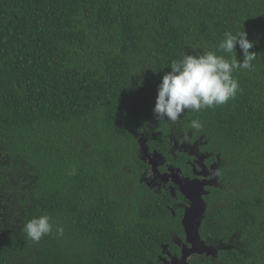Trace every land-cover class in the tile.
<instances>
[{
	"label": "trees",
	"instance_id": "16d2710c",
	"mask_svg": "<svg viewBox=\"0 0 264 264\" xmlns=\"http://www.w3.org/2000/svg\"><path fill=\"white\" fill-rule=\"evenodd\" d=\"M229 31L246 32L257 54L234 73L235 99L159 122L171 62L216 49ZM144 133L149 152L185 175L190 157L175 159L172 138H203L208 164L220 156L200 233L232 248L191 264H264V0H0V213L10 215L0 223L21 229L1 244L0 264L29 252L32 264H144L156 247L164 264L163 245L180 253L182 209L174 215L170 193L156 202L141 182ZM41 215L54 231L35 243L23 228Z\"/></svg>",
	"mask_w": 264,
	"mask_h": 264
},
{
	"label": "clouds",
	"instance_id": "9594fccd",
	"mask_svg": "<svg viewBox=\"0 0 264 264\" xmlns=\"http://www.w3.org/2000/svg\"><path fill=\"white\" fill-rule=\"evenodd\" d=\"M243 53V61L237 59L236 47ZM253 43L247 33L239 31L224 34L214 50L201 53L184 54L180 59L173 60L170 72H167L158 86V96L153 109L154 116L160 122L176 123L185 111L199 112L202 109L224 105L235 99L240 85L234 73L239 70H252L257 54L250 51ZM221 53V54H217ZM190 127L202 131L203 125L192 120ZM189 137L185 136V140ZM75 169H73V173ZM54 225L51 217L41 215L30 219L23 228L28 239L39 243L48 235H52ZM63 227L56 225L55 233L63 235Z\"/></svg>",
	"mask_w": 264,
	"mask_h": 264
},
{
	"label": "flooded vegetation",
	"instance_id": "af4514ba",
	"mask_svg": "<svg viewBox=\"0 0 264 264\" xmlns=\"http://www.w3.org/2000/svg\"><path fill=\"white\" fill-rule=\"evenodd\" d=\"M143 136L145 139H147V141L149 142V136L150 133H144L141 135V137H139V144L141 145V140L143 139ZM157 136V132H155V130L153 129V131L151 132V137ZM185 135L182 137V139L180 137H178V139H173V146H172V153L175 155V159L177 160V153H185L187 154L190 159L188 160V164L191 166L192 168V174L190 175H185L183 170L180 167H176L173 164H170L167 162L166 158L164 157L163 162L160 164L159 166V171L161 174H164L166 172L169 171L170 167H174V168H179L181 169L182 173H183V178H187L190 180H200V181H205V180H209L211 177L208 176H204L202 174H200L201 172H205L208 173L210 172V170L212 168H215V170L217 172H219V176H220V168H221V159L220 156H217V161L208 164V161L211 157V153L208 152H202V147L204 145H207L208 142H203V138H201L199 141L197 142H191L189 139L185 140ZM191 137V135L189 136ZM147 147L148 149V153L152 154L156 151L153 152H149V147L148 144L145 146V148ZM141 156L142 159L150 166V170L147 171L144 175L141 176V182L145 183V185L153 191L156 202H157V194L161 193L162 191H167L170 193V195L173 198V207L170 208V210H172L173 214L176 215L175 209L174 208H178V209H182L183 214L181 217V225L183 227V216L185 213L186 208L189 205L188 200L185 198V196H183V194L180 192V186L174 184L173 182L169 181H163L160 176L161 174H157L153 172L152 166L148 163V156L145 155L143 152H141ZM201 156H204V159H201ZM200 159V160H199ZM203 165H205L206 167L204 168ZM219 181V180H218ZM219 183V182H218ZM220 183L218 186L219 187ZM216 187H209L206 186L205 187V194L203 195L204 201L207 203V210H208V202L206 201V197H208L210 195V189L212 188H216ZM179 194L182 195V200H180ZM4 210V207L0 206V210ZM10 215H5V214H1L0 213V218L1 217H9ZM206 216V214H205ZM184 229V227H183ZM185 232V230H184ZM19 233H21V229L19 228V225L16 222H11V223H0V246L1 244L4 245L6 240H8L10 238V236H17L19 235ZM155 245L157 246V236L155 237ZM179 247L180 249V253H171L169 251V249H163L164 250V255L165 256H161L159 257L160 261L163 262L164 264H166L164 262V259L166 260H171L172 257L177 256V257H181L182 255V249L180 246V242H186V235L184 236V238L181 237H174L173 240ZM204 241V240H203ZM164 246V245H163ZM162 246V247H163ZM212 246V245H209ZM213 247H215L213 245ZM217 248V247H216ZM211 257V256H206V255H193L190 259H189V264H191V261L193 259H195L196 257ZM9 259L14 260L17 262V264H32V257L30 252L26 253V255L22 256L20 254H14L12 256H7ZM211 258H217V257H211ZM115 260V259H114ZM116 261V260H115ZM16 264V263H14ZM100 264H121L120 262L116 261H112V262H106V263H100ZM128 264H132V263H128ZM144 264H157V247L155 248V250L152 252V256H150Z\"/></svg>",
	"mask_w": 264,
	"mask_h": 264
},
{
	"label": "water",
	"instance_id": "95a60500",
	"mask_svg": "<svg viewBox=\"0 0 264 264\" xmlns=\"http://www.w3.org/2000/svg\"><path fill=\"white\" fill-rule=\"evenodd\" d=\"M141 142V150L148 156L147 161L152 166L153 172L161 174L159 166L163 162L164 156L157 152L149 154L147 147L145 148L148 144L147 139L143 137ZM201 159H204V156H201ZM203 167L205 168L206 166L203 165ZM200 174L206 177L210 176L211 178L205 181L183 178L181 169L174 167H170L168 172L161 174L160 176L163 181H171L174 184L179 185L180 192L189 202L182 220L186 235V242H180L182 255L181 257L174 256L169 261L164 259L166 264H189V259L193 255L217 257L219 250L232 248L231 246H220L217 248L209 246L201 237L200 229L207 212V203L203 198V195L206 192L205 187H216L219 185V172H217L215 168H212L210 172H201ZM167 248V245L163 246V249Z\"/></svg>",
	"mask_w": 264,
	"mask_h": 264
},
{
	"label": "rangeland",
	"instance_id": "374dc122",
	"mask_svg": "<svg viewBox=\"0 0 264 264\" xmlns=\"http://www.w3.org/2000/svg\"><path fill=\"white\" fill-rule=\"evenodd\" d=\"M144 137V136H143ZM141 152H143L142 150H141Z\"/></svg>",
	"mask_w": 264,
	"mask_h": 264
}]
</instances>
